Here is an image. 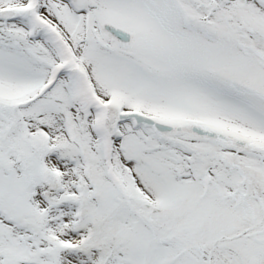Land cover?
Returning a JSON list of instances; mask_svg holds the SVG:
<instances>
[{
  "label": "snow or ice",
  "instance_id": "snow-or-ice-1",
  "mask_svg": "<svg viewBox=\"0 0 264 264\" xmlns=\"http://www.w3.org/2000/svg\"><path fill=\"white\" fill-rule=\"evenodd\" d=\"M0 264H264V0H0Z\"/></svg>",
  "mask_w": 264,
  "mask_h": 264
}]
</instances>
